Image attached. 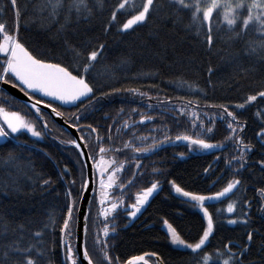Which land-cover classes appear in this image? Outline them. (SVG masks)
I'll return each mask as SVG.
<instances>
[{"label": "trees", "instance_id": "obj_1", "mask_svg": "<svg viewBox=\"0 0 264 264\" xmlns=\"http://www.w3.org/2000/svg\"><path fill=\"white\" fill-rule=\"evenodd\" d=\"M70 3L71 0H65V6L59 10L56 21L52 22L49 15L51 9L41 11V0H17V7L21 10L20 37L34 54L46 61L68 66L69 70H72L73 54L66 49L65 39L81 50L95 47L98 43L105 44L104 54L98 57L90 77L99 99L87 107L81 105L80 110L76 105L67 107L52 102L72 126L74 121L69 117L83 111L75 128L79 129L80 135L85 136L92 156H96L99 146L122 148L128 140L144 147L153 140H163L165 134L172 137L173 141L181 133L203 135L200 127L193 129L191 126L193 110L199 114L196 123L202 120L205 128L210 126L209 117L215 120L213 132L205 138L210 143L224 144L223 148L212 150H199L194 146V150L190 151L186 142L166 146L171 143L168 142L155 152L144 155L134 154L130 149L106 154V157L114 156L117 162H125L118 184H126L133 173L136 174L133 184L123 189L126 205L134 202L137 192L150 187L155 181L160 182L157 194L135 219L123 209L115 214L116 232L112 234L110 231L107 238L113 264H125L134 256L153 254L162 259L164 264H192L191 255L170 245L169 236L162 227L163 220H168L190 241L201 234L206 223L198 208L175 196L170 182L175 181L185 191L211 195L221 191L232 179L241 181V185L234 189L231 201H227H235L237 211L232 217L226 214V210L218 212L217 209L227 207L223 199L209 208L216 221L209 251L223 250L224 245L231 241L236 245L232 251L238 252L247 243V233L251 231L253 239L243 264H264V198L258 192L264 188V169L258 163L264 160V146L257 136L264 129V99L258 98L243 110L235 108L248 95L264 90V59L249 51V41L260 39V26L253 22L243 38L233 40L221 15L222 26L219 32L214 27V43L209 49L204 42L203 32L197 36L194 30L187 27L190 15L185 12L176 22L174 9L168 6L167 0H158L163 7L159 15L146 26L124 34L115 28L107 33L104 31L117 0H105L103 10L99 9L95 0H89L93 11L87 19H84L86 13L78 15L75 10L69 13ZM67 15L71 16V22L66 25L63 36H58L57 28L64 23ZM117 19L123 21L126 17L118 14ZM0 22H6L9 26L13 24L9 0H0ZM41 22L50 24V28H41ZM209 67L213 69L211 77L208 75ZM181 81L196 85L202 91L192 92ZM129 88L147 95L142 97L126 91ZM115 89L121 91L115 92ZM103 92L111 95L102 96ZM3 93L0 106L20 111L28 119L34 120L38 130L44 132V138L35 140L24 134L19 135L18 140H0V259L8 250L7 246L17 242L20 247L34 244L42 248L46 253L42 264H70L65 260L66 249L61 243L60 228L69 204L67 192L71 190L72 198L79 199L82 179H86L82 157L70 143H60L73 140V137L48 115L43 113L44 120L49 124L48 128H43V120L20 101ZM181 97L183 99H178ZM157 98L170 101V104L168 107L158 104ZM186 100H198L200 107L188 105L183 115L171 110L172 105L184 107ZM205 104H224L245 124L244 131L238 135L245 144L251 146L252 151L246 154L247 164L238 173L235 169L239 168V164L233 157L240 153L232 141L225 139L230 130L226 128L225 121L220 119V110L204 107ZM141 114L153 119L143 124L134 123L142 119ZM125 121L133 127L122 128ZM87 125H92L97 131L90 134ZM97 135L103 140L98 142ZM136 137L146 139L141 142ZM9 154L15 159L9 161ZM137 161L141 164L139 169L134 167ZM229 161L232 163L229 164ZM45 179L50 180L48 185L43 184ZM73 180L75 184L71 183ZM112 196L120 197L121 191L116 187ZM88 217L89 253L94 262L100 264L99 254L93 245L95 233L103 227L96 223V191ZM229 218L238 221L247 219L248 224L238 222L230 225L226 222ZM36 232L42 235L37 237ZM72 244L77 264H81L76 253V230ZM117 257L118 262L115 259ZM149 261L155 264L153 258Z\"/></svg>", "mask_w": 264, "mask_h": 264}, {"label": "snow or ice", "instance_id": "obj_2", "mask_svg": "<svg viewBox=\"0 0 264 264\" xmlns=\"http://www.w3.org/2000/svg\"><path fill=\"white\" fill-rule=\"evenodd\" d=\"M43 7L41 11L50 8L49 15L52 17V22L56 21V17L59 15V10L65 6V0H41ZM9 3L13 11V24L9 26L6 22H0V83L4 85H11L12 88H18L25 96L31 101L30 109L34 110L37 117L43 120V128H48L49 124L47 120H44V115L41 110V105L45 108L51 109V113L58 117H64V113L57 107H54L52 101H59L62 104L76 105L77 109H81V105L87 107L89 104H93L96 99L95 93L97 89L91 82V74L95 67V62L98 57H102L105 51V44L98 43L95 47L86 48L81 50L75 45L70 44L67 39L64 40L65 47L73 54L72 70H69L68 66H64L61 63L46 61L42 56L34 54L33 50H30L29 46H26L25 42L20 37V21L21 10L17 7V0H9ZM95 4L98 5L100 10L105 7V0H95ZM169 7L174 9L176 22H178L183 13L187 12L190 15V23L187 25L189 29L195 31L199 36L201 32L204 34V42L206 46L211 49L214 43V27L217 32L221 28V15L223 22L226 23L227 29L232 33L230 39L238 40L245 36L249 29L250 24L255 22L259 27L260 39L258 41H249V51L256 53L261 59H264V0H167ZM162 4L158 3V0H117V3L112 6L110 17L104 27L105 33L115 28L120 34L129 33L137 30L138 27L146 26L153 18L159 15ZM73 10L79 15L86 13L84 19H87L92 15V7L89 5V0H71L68 5V11L71 13ZM118 14L122 17H126L123 21H118ZM166 19L170 17H165ZM71 22V16H65L64 23L60 24L57 28L56 35L63 36L66 25ZM50 24H44L41 22L40 27L47 30L50 28ZM213 69L209 67L208 75L211 77ZM182 85H187V88L192 92L202 91L198 86L188 84L186 81L180 82ZM115 92L121 91L115 89ZM126 91L139 96H146V93L138 92L137 89L129 88ZM36 94H40L41 98H37ZM4 93L0 92V96ZM111 93L103 92L102 96H109ZM43 97L50 98L47 102ZM259 99H264V90L258 91L256 94L248 95L243 103L235 105L237 109H245L247 105L253 104ZM148 99H152L148 97ZM178 99H183L178 98ZM158 104H164L168 107L170 101H160L157 98ZM188 105H195L200 107L198 100H186L185 106L177 108L175 105L171 106V110L178 111L183 115ZM152 107V105H148ZM204 107L217 108L220 110V119L225 121L226 128L230 130L229 135L225 138L227 141H232L237 146V151L240 153L238 156L233 157L239 164V168L235 169L238 173L240 169H243L247 164L246 154L252 151L249 144H245L242 137L238 133L244 131L245 124L241 123L234 111H230L229 107L224 104H205ZM123 111V109H121ZM135 111V110H133ZM83 115V111L73 113L69 118L74 121L73 127H78V122ZM142 119L139 122L143 124L146 120H152L153 117L145 116L143 114ZM207 115V113H205ZM259 116L260 113L257 112ZM193 117L191 121L192 128L200 127L203 135L197 133L195 136L186 133L177 134L175 141L186 142V146L189 150H194V146L199 150H212L215 148H223V143H210L205 137L211 134L215 128V120L209 117L210 126L204 127V122L201 120L199 124L196 123L199 120V114L193 110L191 112ZM133 125L128 124L127 121L122 125V128H130ZM87 128L91 133H95L97 130L92 125H87ZM79 130V129H78ZM117 131H120L118 129ZM30 134L31 137L37 139L44 138V132L38 130L34 120L28 119L25 114L20 111L8 110L5 107L0 106V140L10 141L11 139H19V135ZM135 137V132L132 133ZM262 146H264V129L258 134ZM136 139L143 142L146 137H136ZM83 142V147L81 143ZM98 142L103 138L99 135L96 136ZM111 140V136H109ZM172 137L165 134L164 139L160 141L153 140L147 146L139 147L128 140L123 144L122 148H105L99 146V150L96 156H92L91 152H88V141L85 140L84 135H80L77 139L70 141H60V143H70L78 150V155L84 157L86 154L93 160L94 175L98 186V200H97V218L96 223L102 224L94 236L93 245L96 248L100 264H113V257L109 254L107 238L116 232V216L118 209L123 211L133 219L137 217V214L141 212V209L149 202V199L160 188V182L155 181L151 183L150 187L144 188L134 195V202L125 205L123 199V189L128 185L133 184L135 180V173L127 183L121 182L117 184L119 177L117 173L123 171L125 162H117L113 156L111 159H106L105 156L109 152H123L124 149H130L134 154L144 155L150 152H155L158 148L168 142H175ZM21 146V145H17ZM183 156V153H181ZM9 154V161L14 160ZM219 159V157H217ZM84 167H87V162H83ZM232 161H229L231 164ZM260 167L264 169V160L258 162ZM134 167L139 169L141 164L137 161ZM111 169V171H110ZM207 171V170H206ZM67 172V169H65ZM142 174V173H141ZM83 176V174H82ZM63 173L61 174V178ZM90 179H82L80 193L77 198H72L71 190L67 192L69 197V204L66 208V218L63 220L60 231L62 233L61 243L66 249L65 260L70 264H77V258L73 251L72 241L74 239L75 230L80 227L84 238L82 241V257L87 261V264H96L93 260V256L89 253L87 234H88V219L87 215L79 216V202L83 199V193L89 190ZM50 180H43L44 185H48ZM75 184V180L71 181ZM175 192L183 197L188 198V201L192 203L194 208H198L203 215V219L206 221V226L203 227L201 234L195 239H185L181 233L174 227L168 220H163V224L166 227L167 234L171 245L175 246L178 250H184L192 256V264H243V258L247 255L249 247L253 239L252 232L247 233V243L239 248L238 252H233L232 248L236 247L230 241L224 245L223 250L215 249L209 251L210 239L214 238V232L216 229V221L214 219V213L209 211L213 205L206 206V201H221L222 199L227 202L231 201L232 196L235 194L234 189H237L241 185L239 179H232L226 184L221 191H217L211 195L196 194L193 192L185 191L175 181L170 182ZM116 186L121 191L120 197H114L109 199V190ZM259 196L264 198V188L258 190ZM250 206V202H249ZM92 202L88 203V212L91 213ZM218 212L223 213L225 209H217ZM237 211V203L227 202L226 212L231 214ZM247 215V213H244ZM100 217H103L101 220ZM111 217V219H110ZM228 224L243 223L248 224L247 219L238 221L237 219L229 218L226 221ZM51 226V225H49ZM23 227L22 225L20 226ZM102 233V237H101ZM41 232H36L35 236H41ZM8 250L3 253V258L0 259V264H42L46 259V253L42 248H37L36 245H29L27 247H20L17 242L7 246ZM35 249V253H34ZM51 251V249H49ZM155 255V254H153ZM118 262L119 258H115ZM144 261V256H134L127 261V264H140ZM144 264H147L145 261ZM158 264H164L160 259Z\"/></svg>", "mask_w": 264, "mask_h": 264}, {"label": "water", "instance_id": "obj_3", "mask_svg": "<svg viewBox=\"0 0 264 264\" xmlns=\"http://www.w3.org/2000/svg\"><path fill=\"white\" fill-rule=\"evenodd\" d=\"M0 91L5 92L6 94L14 97L15 99H17L18 101H20L22 104H24L26 107H28V105H30L31 101L29 100V98L27 96H25L22 92L19 91L18 88H12L11 85H4L2 83H0ZM42 113L48 115L58 126H60L63 130H65L66 132H68L73 139H77L80 134L78 132V129L73 127L72 125H70L65 118L63 117H58L55 116L54 114L51 113V109L45 108L43 105L40 106ZM30 109V107H28ZM33 113L34 110L30 109ZM35 114V113H34ZM77 142L81 143V146L83 147V142L77 140ZM181 141H175L174 143L171 142L169 144H167L166 146H169L171 144H177L180 143ZM88 151V149H87ZM89 152V151H88ZM83 162H87V167H85L86 169V179H90V184H89V190L87 192L83 193V199L80 201V205H79V212L78 215L79 216H84L87 215L89 216V212H88V203L91 201L95 195V191H96V178L94 175V169L92 167L93 165V160L90 159L88 157V155L86 154L84 157H82ZM175 196L178 197L179 199L185 201V202H189L188 198L183 197L179 194H177L174 190ZM219 201H206V206L208 205H215L217 204ZM191 203V202H189ZM84 238V234L81 230L80 227L76 228V253L78 256V259L80 261L81 264H87V261L83 259L82 257V241ZM144 256V261H141L140 264H144V262L146 261L147 264H153L149 261L150 258H153L155 260V264H158V261L160 260V258L158 256L155 255H143ZM127 264V262L125 263Z\"/></svg>", "mask_w": 264, "mask_h": 264}, {"label": "rangeland", "instance_id": "obj_4", "mask_svg": "<svg viewBox=\"0 0 264 264\" xmlns=\"http://www.w3.org/2000/svg\"><path fill=\"white\" fill-rule=\"evenodd\" d=\"M233 3H235V0L233 1ZM37 97H40V96H38V95H36ZM57 104H60V105H62V106H67L68 104H62L61 102H59V101H57ZM73 106V105H72ZM38 128V127H37ZM27 134V133H26ZM27 135H29L30 136V134H27ZM31 137V136H30ZM32 139H35V140H41V139H37V138H35V137H31ZM71 145V144H70ZM105 158L106 159H111L110 157H106L105 156ZM110 171H111V169H110ZM122 172H120V173H117V176L120 178V174H121ZM118 181H119V179L117 180V184H118ZM116 188V186L114 185L113 186V188L112 189H110L109 190V192H110V197H109V199H112V198H114L113 196H112V193L114 192V189ZM158 191H159V189H158ZM157 191V192H158ZM157 192L156 193H154L153 194V196L149 199V202H150V200L157 194ZM96 200H98V186H97V183H96ZM148 202V203H149ZM147 203V204H148ZM147 204L141 209V211L147 206ZM126 205V204H125ZM122 209V208H121ZM118 210H120V209H118ZM117 210V211H118ZM226 210V209H225ZM201 214H202V212H201ZM226 214L228 215V216H230V217H232L233 216V214L234 213H231V214H229V213H227L226 212ZM138 215V214H137ZM205 223H206V221H205ZM230 225H235V224H230ZM162 227H163V229L167 232V230H166V227H165V225L162 223ZM169 243H170V240H169ZM170 245H171V243H170ZM172 247H174V248H176L175 246H173V245H171Z\"/></svg>", "mask_w": 264, "mask_h": 264}, {"label": "crops", "instance_id": "obj_5", "mask_svg": "<svg viewBox=\"0 0 264 264\" xmlns=\"http://www.w3.org/2000/svg\"><path fill=\"white\" fill-rule=\"evenodd\" d=\"M36 95L40 96V94H36ZM43 98L46 99V100H49L50 99V98H47V97H43ZM52 102L57 103V101H52ZM72 105L73 104H68L67 107L72 106Z\"/></svg>", "mask_w": 264, "mask_h": 264}, {"label": "bare ground", "instance_id": "obj_6", "mask_svg": "<svg viewBox=\"0 0 264 264\" xmlns=\"http://www.w3.org/2000/svg\"><path fill=\"white\" fill-rule=\"evenodd\" d=\"M39 118V117H38ZM45 119V118H44Z\"/></svg>", "mask_w": 264, "mask_h": 264}]
</instances>
